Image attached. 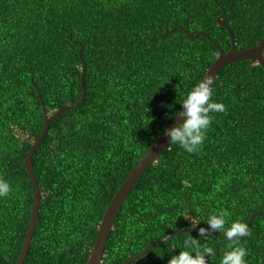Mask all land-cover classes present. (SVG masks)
Returning a JSON list of instances; mask_svg holds the SVG:
<instances>
[{"label": "trees", "instance_id": "obj_1", "mask_svg": "<svg viewBox=\"0 0 264 264\" xmlns=\"http://www.w3.org/2000/svg\"><path fill=\"white\" fill-rule=\"evenodd\" d=\"M222 17L236 49L264 35V0H0V178L12 189L0 197V264H15L22 249L33 204L23 161L43 112L80 99V49L85 99L50 122L31 158L40 204L23 264L86 263L112 196L219 53L206 36L185 31H204L228 51ZM214 80L213 99L226 110L211 114L198 152L169 142L142 173L100 264H120L169 233L209 227L207 218L225 210V228L256 213L238 244L247 264H264V70L236 61ZM198 229L152 247L139 264H168L194 251L193 238L215 250L209 264H220L231 242L213 231L199 238Z\"/></svg>", "mask_w": 264, "mask_h": 264}, {"label": "water", "instance_id": "obj_2", "mask_svg": "<svg viewBox=\"0 0 264 264\" xmlns=\"http://www.w3.org/2000/svg\"><path fill=\"white\" fill-rule=\"evenodd\" d=\"M231 6V5H230ZM234 13H232L233 16ZM231 16V17H232ZM226 17H222L221 19L218 18V24L225 28L230 36L231 39V46L228 51H224L223 48L220 47L219 43L215 40L211 39L204 31H198L195 34H191L189 31H185L186 34L190 38H197L200 35H204L207 38H209L219 49V53L216 56L213 63L210 65L208 70L203 75V80L207 75H212L214 78L218 75L219 71L227 64L236 62V61H242V60H248L252 59L255 60L264 70V57H263V50H264V35L262 39L259 41L258 44L250 47H246L243 49H236V43L234 36L232 34V31L230 27L226 23ZM178 28H182V26H176ZM80 59L82 61V71H81V96L78 101H72L68 102L64 105H62L58 110L52 112L51 114H47L46 110H44V123L42 130L40 131L39 135L36 137L35 141L32 143L27 155L24 158L23 165L28 173V176L32 182V188H33V204L31 207V213H30V220L24 235V241L22 245V249L19 253V256L16 260L15 264H23V261L26 257L27 251L29 249L31 240H32V234L34 232L37 220H38V213H39V204H40V191H39V185L36 179V176L34 174L31 158L37 147L42 142L43 138L45 137L50 122L61 115L64 110H66L69 107L79 106L83 103L85 96H86V88L84 83V75L86 70V64L84 62V59L82 58V48L79 52ZM200 80V81H201ZM43 104V102H41ZM180 112L183 111V108L181 107L179 109ZM184 119L183 115L175 116L173 120L170 122V124L167 126L168 128L176 126L182 122ZM170 142V138L164 134V131L159 134L158 138L155 140V142L148 148V150L145 152V154L140 158V160L135 164V166L130 170L128 175L125 177V179L122 181L114 195L112 196L110 202L108 203L102 219L98 225V230L95 236V240L91 249V252L89 254V257L85 264H100L102 261L103 255H104V249L106 242L109 237V233L111 231L114 219L121 208L123 202L128 197L129 193L135 186L137 180L140 178L142 173L148 168V166L156 161L158 156L162 153V151L168 146ZM256 213H254L251 218L249 219L248 223L246 224L247 227L249 226V223L251 219L255 216ZM199 226H193L190 228H184L180 231L172 232L167 234L166 236L162 237L159 240H156L152 243H150L148 246H146L142 251L135 254L138 256H142L144 253H146L148 250H150L152 247L162 243L163 241L179 235L183 232H187L190 230L198 229ZM204 228H208L205 227ZM215 234L220 235L215 230H212ZM224 236V235H223ZM134 256V255H133ZM130 258V257H129ZM129 258L123 261L120 264H129ZM136 257H133L135 259Z\"/></svg>", "mask_w": 264, "mask_h": 264}, {"label": "clouds", "instance_id": "obj_3", "mask_svg": "<svg viewBox=\"0 0 264 264\" xmlns=\"http://www.w3.org/2000/svg\"><path fill=\"white\" fill-rule=\"evenodd\" d=\"M215 87L214 77L207 75L188 91L180 103L183 111H177L174 115H183L184 119L180 124L164 129V134L170 138V143L179 145L187 153L198 152L202 148L213 120L211 114L226 110V106L222 102L213 99ZM172 107V105H168V108ZM11 191L10 184L0 178V197L8 196ZM228 215L226 210L210 215L205 222L209 227L198 229L199 238L207 237L212 233V230L223 233L231 243L227 246L229 250L223 254L220 264H247L248 251L245 247L239 246L238 241L240 237L249 235L250 230L245 223L239 221L232 222L230 227L225 228ZM185 218L190 219L186 216ZM196 241L195 238L191 241L194 251H179L178 254L170 256L168 264H209L210 258L215 256V250L211 247L201 248L196 244ZM185 247H189L188 241L185 242ZM133 257L136 258L133 259ZM143 259V256L134 255L129 258V262L130 264H139V261Z\"/></svg>", "mask_w": 264, "mask_h": 264}]
</instances>
